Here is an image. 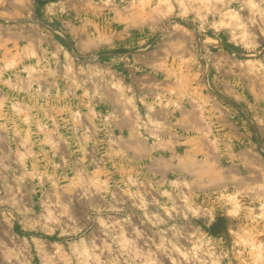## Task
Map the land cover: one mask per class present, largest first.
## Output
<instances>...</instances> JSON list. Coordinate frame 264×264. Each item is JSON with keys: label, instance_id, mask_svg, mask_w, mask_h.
Returning <instances> with one entry per match:
<instances>
[{"label": "rangeland", "instance_id": "374dc122", "mask_svg": "<svg viewBox=\"0 0 264 264\" xmlns=\"http://www.w3.org/2000/svg\"><path fill=\"white\" fill-rule=\"evenodd\" d=\"M0 264H264V0H0Z\"/></svg>", "mask_w": 264, "mask_h": 264}]
</instances>
